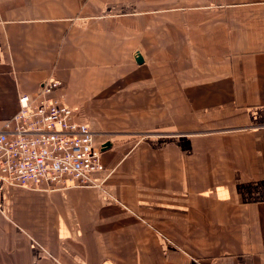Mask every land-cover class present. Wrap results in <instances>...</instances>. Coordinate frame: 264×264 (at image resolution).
<instances>
[{
    "label": "crops",
    "instance_id": "obj_1",
    "mask_svg": "<svg viewBox=\"0 0 264 264\" xmlns=\"http://www.w3.org/2000/svg\"><path fill=\"white\" fill-rule=\"evenodd\" d=\"M52 77L111 146L0 176V264H264V0H0V130Z\"/></svg>",
    "mask_w": 264,
    "mask_h": 264
},
{
    "label": "built area",
    "instance_id": "obj_2",
    "mask_svg": "<svg viewBox=\"0 0 264 264\" xmlns=\"http://www.w3.org/2000/svg\"><path fill=\"white\" fill-rule=\"evenodd\" d=\"M58 84L48 78L34 94H21L19 112L0 130V176L12 185L81 186L103 169L97 132L79 123L76 108L55 95Z\"/></svg>",
    "mask_w": 264,
    "mask_h": 264
},
{
    "label": "water",
    "instance_id": "obj_3",
    "mask_svg": "<svg viewBox=\"0 0 264 264\" xmlns=\"http://www.w3.org/2000/svg\"><path fill=\"white\" fill-rule=\"evenodd\" d=\"M141 59H142V58L140 57V58L138 59V61H141ZM109 146H111V142H107V143H105L103 147H104V148H108Z\"/></svg>",
    "mask_w": 264,
    "mask_h": 264
}]
</instances>
